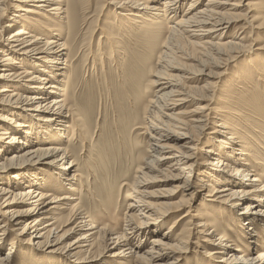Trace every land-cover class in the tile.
<instances>
[{
	"label": "bare ground",
	"instance_id": "obj_1",
	"mask_svg": "<svg viewBox=\"0 0 264 264\" xmlns=\"http://www.w3.org/2000/svg\"><path fill=\"white\" fill-rule=\"evenodd\" d=\"M15 1L16 12L5 14L0 0V264H12L15 249L20 255L32 254L29 246L44 251L51 264L85 260L101 264L107 256L121 264H161L162 259L177 264L196 249L206 256L198 264H264V253L256 251L259 226L264 228V160H251L255 153L264 154V119L253 114L260 107L264 111V95L246 92L242 98L229 88L224 91L229 105L213 106L220 80L244 52L256 54L251 60L256 66L251 67L252 76L242 74L237 83L251 80L254 87L264 89V73L263 78L257 76L258 62L264 60V37L259 36L264 33V0H191L184 9L187 0H102L96 4L93 22L100 16L103 20L104 12L109 21L101 29L97 48L88 47L93 44L89 33L97 26L88 27L81 32L87 42L83 39L75 55L83 21L78 9L90 12L93 0ZM232 28L234 33L225 41ZM130 32L142 45L162 42L165 50L160 68L152 74L156 78L150 82L148 123L142 127L152 154L145 158V167L136 169L131 184L117 171L108 179L111 192L120 179V189L126 191L125 224L116 231L95 220L99 209L91 211L79 200L82 191L91 196L95 187L87 189L86 176L73 159L77 152L60 140L70 132L68 141L88 146V120L79 114L81 105L71 104L59 91L76 80L83 52L87 68L103 67L107 60L121 64L126 56L122 36ZM184 44L207 53L200 65L217 68L205 78L206 84L199 85L204 70L183 72L175 65ZM55 169H60L57 175ZM223 182L226 185L217 188ZM207 186L213 191L203 199L200 193ZM177 192L182 198L173 201ZM196 201L202 208H220L216 215H227L238 229L242 226L239 239V232L231 234L202 212L192 213ZM184 207L188 210L163 232V222ZM184 219L188 227L175 234ZM146 236H151L147 249L132 244ZM8 238L12 248L2 254ZM94 246L101 248L92 253Z\"/></svg>",
	"mask_w": 264,
	"mask_h": 264
},
{
	"label": "rangeland",
	"instance_id": "obj_2",
	"mask_svg": "<svg viewBox=\"0 0 264 264\" xmlns=\"http://www.w3.org/2000/svg\"><path fill=\"white\" fill-rule=\"evenodd\" d=\"M101 1L102 0H93L94 4L93 6L91 4L92 8H90V12H84L83 10L78 9L77 13L78 16L83 19V21L79 23L80 33L85 32V29L88 27L97 26L95 32L93 34L91 33L92 35L89 33V39H92L93 44L92 46L88 47L90 49L92 48L93 50L97 48L102 27L106 26L107 22L109 21L106 18L107 14L104 12L105 17H103V20L100 21L102 18V16H100L98 22H93L97 15V12H94L97 6L96 4H100ZM190 1L191 0H187L185 2L183 9L189 5ZM16 3L17 2L15 0H4V2L1 4V7H3V12L5 14L16 12V8L14 7ZM171 24L172 23L165 26L166 31H168V27ZM108 27L112 26L109 25ZM12 30L13 29L9 30L7 33H4L3 37L7 36L8 33L10 34ZM232 33H234V28L231 29V33L229 35L227 34L228 38H226L225 41L231 38ZM125 36L126 37L122 36V41L124 43L123 45L126 51V56L121 64L119 63L116 65L115 63L109 62L107 60L106 65H103V67L100 66L99 68L94 69L89 66L87 68L85 65H83L85 55L83 52L78 56L77 63H79V67H77L79 74L76 80L73 81V83L66 82V84L63 85L65 87L64 91H59V93L63 92L67 94L65 97L68 98L71 104H74V102L80 104V108L82 109L79 111V114L83 115L88 120V146L82 144L81 141H68L69 139L71 140L70 132L63 134L64 136L60 140V143L63 146H66L69 150L74 149L77 152L73 159L78 162L80 173H83V175L86 176V185L88 187L86 188L90 190L92 189L91 187H95V190H93L94 192H92L93 195L91 196L88 195L87 191H82V193L78 195L79 200L83 205H85L87 209L91 211H96V209H99V212L96 213L95 220L98 221V223L108 226L116 231L124 228V218L125 213L127 212V207L124 205L123 199L125 197L126 191L125 188L120 189L123 180L120 179L116 191L111 192L110 185H112V182H108V179L111 172L117 171L120 174H126L127 180L131 184L135 178V175L137 174L135 172L136 169L139 167L140 169L145 167V158L152 154L153 149L151 146H149V137L142 127L146 126L148 123V120L145 118V112L147 111L150 100L152 99L150 97L152 96L153 86L150 85V82L156 78L152 76V74L155 69L160 68L159 61L161 59V53L165 50L161 47L162 42H160L158 45H142L138 40V35L135 32H130ZM259 36L264 37V33L260 34ZM83 39L85 42H87L86 35L81 33L80 39L78 41L79 43L74 44L76 47L74 55L77 53L76 51L83 43ZM184 53L188 54L191 58H187L188 56ZM203 54L207 53L203 52L201 48L186 46L184 44L181 56H179L175 61V65L183 69V72L188 70H198L201 73V71L204 70V72L199 74L200 77H203L202 80H200L201 82L199 85L206 84L208 79L205 78L209 77L208 75H214L217 72V68L211 63L206 64V67L200 65L199 62H203L206 58L203 56ZM255 56V53L244 52L241 57L240 55L238 56L240 58L237 61H234L231 64L227 74L219 82V89L217 90L218 98L217 101L214 102L213 106H215V104L223 107L229 105L226 100H224V91L229 88L234 89L242 98H245L248 95L247 93H251L252 96L264 95V89H262V87H254L251 83V80H246L243 84L237 83L238 78L242 74L246 76H252V72L250 70H254L251 69V67L256 66V64L251 60ZM0 57H2V54H0ZM258 63H260L261 68L259 73H257V76L263 78L264 60L259 61ZM171 72L173 74H181L177 71ZM0 73H2V71H0ZM65 80H67V78H65ZM241 87L246 88V91H243L244 89H241ZM246 102L247 101H245V103ZM196 103H198V101L194 102L192 105ZM185 108L190 109L191 106L186 105ZM182 109H184V107H182ZM258 109L259 111L254 110V116L264 119V111L261 109V107ZM162 118L167 119L165 116H162ZM211 126L212 125H210V127ZM210 127L205 130V133H208L211 130ZM63 128H65V130L67 129L65 125ZM50 143L52 144L53 142ZM174 145L178 146L177 144ZM209 146L210 145L207 144L204 145L203 148H207ZM256 154H259V156H256ZM199 156H201V154ZM254 156L255 157L253 158L251 157V160H254V158L257 160H264V154L262 152L255 153ZM130 168H133V170L129 171ZM56 171H60V169H55L54 175H57ZM65 171L68 172L70 170L67 169ZM180 174L185 176L187 173H182L181 171ZM254 175H257V173H254ZM251 176H253V174ZM197 177H199V175ZM53 184L49 185L48 188H51ZM225 185V182L222 184H217V188L220 189ZM62 188L63 187H60L59 190L64 191V188ZM155 188L158 189L160 187ZM212 191L213 188L210 186L203 188L200 193L201 198L204 199L205 195ZM102 194L106 195L101 198L100 196ZM182 195L183 194L177 192L172 200H180ZM185 198L188 197L185 196ZM199 202L200 201H196L197 204L193 203L191 208L192 213L202 212L206 215L208 220L215 221L221 229L230 232L231 234H234V232H237L238 234L239 232V239L240 233L242 234L243 230L241 226L242 223L240 224L241 228L238 229L236 226H234L233 222L227 220V215H224L223 217L216 215L221 210L220 208L215 209L211 206H207V209L202 208V206L198 204ZM187 210L188 207H184L179 212H177L175 216L165 220L161 226V228H163V232H168V229L174 223L173 220ZM187 224V219L179 222L178 227H176L175 234H179L182 230H185V227H188ZM259 227L261 238H259V246L256 248V251L264 253V228L262 225ZM150 238L151 236H146V238L144 237L142 241L138 239L131 240L133 245L136 246L138 245L137 243H139L144 249H147L150 243ZM11 239L12 238H8L3 245L1 252L2 254L7 253L10 248H12L10 244ZM100 248L101 247L99 246H94V251H92V253H95ZM26 249L32 252V254L26 253L20 255L19 249H15L17 252H14V254L11 256L12 259L15 258L12 264H51L46 259L45 256L48 255L44 251L38 250L36 248L34 251L30 246ZM243 249L246 251L247 247L243 246ZM195 251L186 254L185 256L187 259L182 260L181 262L178 261L177 264H198V260L200 259L201 262H205L206 256L203 255L202 250L199 249L198 251V249H196ZM34 253L38 256L36 257ZM58 262L63 264V261ZM160 262L161 264H167V262H170V260L162 259ZM215 262L219 263L218 260ZM121 263L122 260H116L112 258V256H107V260H102L101 262V264ZM64 264H94V262H91V260L90 262L85 260L82 263L64 261ZM141 264L145 263L142 262Z\"/></svg>",
	"mask_w": 264,
	"mask_h": 264
}]
</instances>
